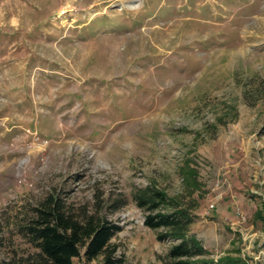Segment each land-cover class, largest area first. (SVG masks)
I'll list each match as a JSON object with an SVG mask.
<instances>
[{
  "label": "rangeland",
  "instance_id": "rangeland-1",
  "mask_svg": "<svg viewBox=\"0 0 264 264\" xmlns=\"http://www.w3.org/2000/svg\"><path fill=\"white\" fill-rule=\"evenodd\" d=\"M148 186L189 210V263L264 264V0H0V259L56 192L121 225L116 264H177Z\"/></svg>",
  "mask_w": 264,
  "mask_h": 264
},
{
  "label": "trees",
  "instance_id": "trees-1",
  "mask_svg": "<svg viewBox=\"0 0 264 264\" xmlns=\"http://www.w3.org/2000/svg\"><path fill=\"white\" fill-rule=\"evenodd\" d=\"M131 195L146 210L145 223L166 230L160 238L180 239L169 251L171 257L178 259L177 264H194L189 259L201 254L202 247L188 235L192 219L189 210L176 207L175 200L152 186L139 188ZM114 202L108 205L114 211L125 204ZM169 208L173 209L168 211ZM100 211L99 207L94 211L76 209L58 193H48L15 216L14 225L29 245L26 252L9 256L5 261L0 259V264H74L73 259L79 256L88 260L102 257L103 264H116L112 239L122 227ZM2 246L0 238V249Z\"/></svg>",
  "mask_w": 264,
  "mask_h": 264
}]
</instances>
